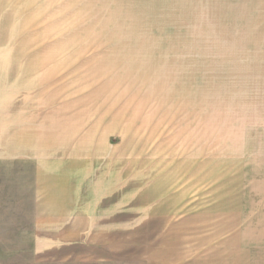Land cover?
Returning <instances> with one entry per match:
<instances>
[{"label":"rangeland","instance_id":"374dc122","mask_svg":"<svg viewBox=\"0 0 264 264\" xmlns=\"http://www.w3.org/2000/svg\"><path fill=\"white\" fill-rule=\"evenodd\" d=\"M10 2L0 264H264V0Z\"/></svg>","mask_w":264,"mask_h":264},{"label":"crops","instance_id":"0c3cea01","mask_svg":"<svg viewBox=\"0 0 264 264\" xmlns=\"http://www.w3.org/2000/svg\"><path fill=\"white\" fill-rule=\"evenodd\" d=\"M8 1V2H7ZM0 0V150L2 151V141H3V133L5 135H13L18 134L20 135L17 139L21 140H33L34 141V129H30L34 126L33 121V109H32V97H28V94H25L27 97H24V102L26 103L25 106H23V103L17 101L15 105L10 106V108L6 109L3 108V79L6 78L7 80H15V81H22L26 84V82L31 81L32 84V78H33V64L32 63H25L23 65L22 63H3L1 61L2 59V28H3V20H2V10L1 6L4 3V5H10L12 0ZM30 79V80H28ZM33 88H31L32 91ZM22 89H16V92L22 91ZM28 89L25 90L27 92ZM19 97L22 98L21 95ZM8 100L15 101V97H7ZM31 100V105L28 104V101ZM22 101V100H21ZM14 107V108H12ZM28 128L30 130H28ZM30 133L32 134V137L30 136ZM15 137V136H14ZM17 137V135H16ZM16 139V140H17ZM4 140H10V138L4 139ZM18 141V140H17ZM12 149V148H8ZM20 149L21 148H16ZM12 155V154H11Z\"/></svg>","mask_w":264,"mask_h":264}]
</instances>
